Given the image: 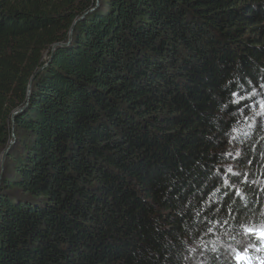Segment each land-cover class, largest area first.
I'll return each instance as SVG.
<instances>
[{"label": "trees", "instance_id": "obj_1", "mask_svg": "<svg viewBox=\"0 0 264 264\" xmlns=\"http://www.w3.org/2000/svg\"><path fill=\"white\" fill-rule=\"evenodd\" d=\"M263 219L264 0H0V264H255Z\"/></svg>", "mask_w": 264, "mask_h": 264}, {"label": "snow or ice", "instance_id": "obj_2", "mask_svg": "<svg viewBox=\"0 0 264 264\" xmlns=\"http://www.w3.org/2000/svg\"><path fill=\"white\" fill-rule=\"evenodd\" d=\"M233 95H236V94L233 93ZM243 99H244V97H240L239 98V100H243ZM239 100H235V101H233V103H239ZM240 110L243 111V109H240ZM257 115H261V114L260 113H257ZM234 131H235V129H234ZM245 135H247V134L245 133ZM236 155L239 156V153H236ZM228 173H231L233 176L239 175L238 173L233 172V170L231 168H227L224 176L222 177V179H223V187L225 189L234 187V185H231L229 183L228 179L226 178V176H227ZM217 174H219V170H217ZM219 191H220V188L219 187L215 189V192H219ZM215 192L213 193V195H215ZM239 194H240L239 193V190H237L236 195H239ZM224 195H227V192H225ZM214 202L215 201H211L210 204L211 203H214ZM217 211H219V209H217ZM217 223H220V221H217ZM224 223H227V221H224ZM209 230L211 231V229H209ZM247 231L249 233H255L256 230L249 228V229H247ZM258 235L260 236V238L264 239V229H260L259 232H258Z\"/></svg>", "mask_w": 264, "mask_h": 264}, {"label": "bare ground", "instance_id": "obj_3", "mask_svg": "<svg viewBox=\"0 0 264 264\" xmlns=\"http://www.w3.org/2000/svg\"><path fill=\"white\" fill-rule=\"evenodd\" d=\"M256 242L260 245L261 248L258 249V250H260L258 252L255 249H253L252 257L254 255H263L264 256V239L258 237L256 239ZM239 251H241L242 256H241V259L238 257V259L236 261L237 264H251L253 262V259L251 258V254L248 252L247 249H241ZM231 264H234V263H231ZM255 264H264V260H259L258 262H255Z\"/></svg>", "mask_w": 264, "mask_h": 264}, {"label": "rangeland", "instance_id": "obj_4", "mask_svg": "<svg viewBox=\"0 0 264 264\" xmlns=\"http://www.w3.org/2000/svg\"><path fill=\"white\" fill-rule=\"evenodd\" d=\"M257 225L259 226V227H262L263 225H264V219L263 220H261V221H259V222H257ZM247 234H249V235H252V233H249L248 231H247ZM246 233L245 234H242V236L243 237H246V235H247ZM255 235V234H254ZM258 237H260L259 235H258V232H257V234L255 235V240H252V241H250L248 244L249 245H251V246H253V248L257 251L258 249H260L261 247H260V245L256 242V239L258 238ZM252 238V237H251ZM232 252H236V249H232ZM232 252H230V255L232 256L233 255V253ZM238 255V252L237 253H235V257H233V261H231V262H236V260L238 259L236 256ZM241 256H242V253H241ZM237 258V259H236ZM195 261H197V263L196 264H210L208 261H206L205 259H203L202 257H199V258H195Z\"/></svg>", "mask_w": 264, "mask_h": 264}, {"label": "water", "instance_id": "obj_5", "mask_svg": "<svg viewBox=\"0 0 264 264\" xmlns=\"http://www.w3.org/2000/svg\"><path fill=\"white\" fill-rule=\"evenodd\" d=\"M16 115H17V112H15V113L13 114V121H14V118L16 117ZM5 156H6V154L4 155V158H5ZM4 158H3V160H4Z\"/></svg>", "mask_w": 264, "mask_h": 264}]
</instances>
